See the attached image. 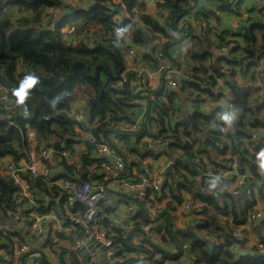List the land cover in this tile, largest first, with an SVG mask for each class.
Returning <instances> with one entry per match:
<instances>
[{"label": "trees", "instance_id": "16d2710c", "mask_svg": "<svg viewBox=\"0 0 264 264\" xmlns=\"http://www.w3.org/2000/svg\"><path fill=\"white\" fill-rule=\"evenodd\" d=\"M93 1V4L86 10L81 7L69 9L66 12L69 13L68 16L63 15L64 18L57 24H51L49 22L50 11L64 9L61 0H0V98L2 95L7 98L6 104L2 103L0 99V159L10 157L15 163L22 159L27 160L28 130L36 134L37 146L35 150L37 152L47 146L53 149L58 164L57 170L48 182L34 178L28 172L19 174L20 181L25 183L34 195L33 202L37 205L35 212L38 215H49L51 212H55V207L62 209L65 204V199L61 197V190L51 182L70 180L74 175H77L78 179L83 182L88 180L95 184H100L104 178H107L109 182L113 181L112 178L104 176L101 171L105 167L112 168L114 171L113 164L108 158H96L94 155V149L100 142H111V137H116L118 143H110L112 152L120 157L124 164L128 165L130 172L132 169H137L140 174H143L144 170L140 167L139 160L149 155L156 157L160 153L168 155L166 148L172 149L173 152L180 153L177 154L178 156L183 155L182 157L185 159L173 158V171L167 175L166 186L170 201L165 204L163 211L155 220L161 221L160 228L165 233L160 239V244L153 243L149 238L140 240L139 245L133 243V237L141 235L140 228L150 223L144 201L132 196H126L127 198L123 200L131 202L135 206L129 231L121 230L113 225L112 220L107 217L113 213L110 208L102 209L95 225L110 231L109 234L117 251V257H125L124 254L137 255L141 257L137 260L153 264L164 263L158 261L159 256L161 260H166L169 264H187L184 262L187 256L192 258V264H264V253L260 254L256 245L250 247L249 251H244L243 242L236 245L231 237L232 228L244 224L256 203L264 204V194H259L257 189L256 194H252L254 188H250L248 195L243 194L245 189L242 187L235 189V191H240L238 195L245 199V204L239 212L230 213L232 219L226 228L220 226L218 220L213 219L212 212L207 208L212 211L216 209L218 213L224 214L226 211L213 202L214 197L206 193H202L203 196L200 197L202 205L199 210L193 212L203 216V220H197L193 228L173 229L170 222L171 214L169 215L175 211V205H181L184 193L190 194V190L197 191L195 184L198 180H201L204 186V174L207 171H212L211 167L205 168L201 159L197 158L195 153L193 154L196 141L189 143L186 140L191 135V131L206 129L212 124L216 126V129L223 125L222 116L217 119L198 110L199 105L203 103L201 96L206 95L215 99L222 97V93L214 94L203 87L202 83L205 78H209V84H213L212 74L216 77H223L225 81L231 76L230 70H233L234 67L248 68L251 61L256 57L263 56L264 46L255 50L253 45L255 42L254 31H262L264 39V23H252L245 35H229L236 39V47L230 50L232 56L217 55L216 65L211 68L209 76L203 78L198 76V72H205L203 66L198 65L191 71V74L179 78V88L162 95L159 92L163 86L156 92L144 86L142 80L139 81L138 87L132 86L134 73L127 71L123 75L124 55L127 47L125 45L123 47L122 37L129 31L131 33L130 42L133 45L152 49L149 54H141V60L146 65L157 68L160 65L158 59L163 60L164 64L169 62L172 65V54L177 46L189 41H192L194 46L192 39L195 40L196 36H193L195 33L191 24L184 23V17L192 14L193 20L199 25L203 23L206 27H210V21L214 15L206 8L198 7L200 0H151L155 3L156 17L147 13L146 3L148 0H122L120 5H114L109 0ZM121 5L125 7L124 12L119 10ZM139 5L141 9L140 12H137L135 8ZM124 13L128 17H121ZM116 16L120 17L119 24L114 21ZM262 16L264 17V14ZM69 23H73L77 27L78 36L88 28H93V33L78 38L73 44L71 40L64 38L61 32L63 26ZM12 24H14V28H11ZM226 36L228 35L225 34L216 39V50L226 45ZM119 44L121 47L118 48ZM150 44L155 46L151 47ZM237 50L242 53L239 57L234 55ZM121 68V76L129 82L126 91L121 90L119 80L115 79ZM27 76L36 77L37 82L34 86H27V81L24 79ZM22 81L30 95L23 104H18V94L23 90ZM225 83L228 87L231 86L226 81ZM85 85L89 88L85 97V124L93 125L90 134L96 140L95 144L85 140V136L80 134L84 132L82 125L74 122L68 115L74 100V90ZM187 91H191V93L186 94ZM137 92L141 95L140 97H137ZM181 97L189 103L196 104L195 107L188 106L189 112L183 114V117L187 118L189 122V125L183 130H179L177 124L173 122L174 116H180L182 113L181 107L178 106ZM137 99L146 102L142 116L136 115L138 106L134 101ZM222 111V108L217 110L219 113ZM243 113L253 114V108H245ZM13 117L15 120H11ZM135 120L138 121V125H141H139V131L143 134L142 137L146 135L150 138L158 137L163 140L161 151L142 148L141 136L120 129L122 126L135 123ZM150 122L154 127L157 126L156 133L152 132L149 126ZM263 127L264 124L259 123L256 128ZM251 129L253 127H250L245 121L235 122L225 140L231 141V144H225L218 130L209 134V140L212 145H217L220 149L226 150V147H229L231 151L229 162H232V159H240L237 152L239 150L245 159L252 158L253 162L256 161L257 154L264 149L257 146L252 153L248 152L243 140L248 137ZM52 135H57L60 138L55 144L51 140ZM77 144L83 145L85 153L82 154L77 165H68L63 160L61 153L63 151L71 152ZM194 157L195 164L192 163ZM210 161L211 159H209ZM210 166L213 165L210 164ZM91 167L95 170L94 174H90L89 168ZM97 169L100 170L97 171ZM59 171H61L60 174ZM181 172L197 179L196 182L194 179L195 184L191 180L192 178L188 180L181 176ZM128 176L132 177V173ZM260 176H264V171ZM241 190L243 191L241 192ZM20 191L19 184L15 183L10 176L2 175L0 172V222L10 225L9 230H0V264H12L4 260L2 255L8 249L14 251L25 240V236L22 237L16 230V223L13 219L15 214H18L19 217L20 211L24 207L23 204L29 202L28 199L19 196ZM149 193L150 191L146 189V194ZM259 195L262 201L258 200ZM19 198L23 201H20ZM70 206L72 214L83 211L82 205L78 202ZM65 215L63 213L59 218L63 219ZM256 225H252L253 232ZM75 233L79 238L85 236L81 229H77ZM212 233L220 234L216 236L217 239L221 238V233H223V241L216 245L215 235ZM255 234L259 235V233ZM14 239L17 240V247L13 242ZM258 243L264 246V233L258 238ZM2 244L8 245V248ZM173 244L176 246L175 251L166 248L167 245ZM46 245L50 249L55 246L50 241ZM33 251L34 248L27 254L18 256L17 263L19 264L25 256ZM60 251L65 252L63 248H60ZM70 257L71 264H80L77 255L71 253ZM133 262L135 261L128 259L122 264H132ZM42 264L49 263L42 260Z\"/></svg>", "mask_w": 264, "mask_h": 264}, {"label": "built area", "instance_id": "2783aa9c", "mask_svg": "<svg viewBox=\"0 0 264 264\" xmlns=\"http://www.w3.org/2000/svg\"><path fill=\"white\" fill-rule=\"evenodd\" d=\"M80 2V0H70L69 2ZM113 1V0H110ZM147 5H149L152 8V11L148 14H150L153 17H156L157 14L155 12V3L151 0H148L146 3V9ZM123 8V12L125 11V7L121 5ZM260 9H264V4L261 5ZM67 9H53L50 11L51 15L50 17L52 19L59 16L61 13H64V16H67L69 13H66ZM261 14H264V10L261 11ZM161 20V19H159ZM184 23L188 24H195L196 28L200 32H203L207 37H210L212 40L211 44V50L216 53L219 56H232L230 53V50L232 48L236 47L235 44V38L230 37L229 35L235 34L234 32H222L220 30H217L213 27H206L203 23L199 25L198 22H195L193 20L192 14H189L184 17ZM114 21L116 24L120 23V17L116 16L114 18ZM192 27H194L192 25ZM76 26L73 23H69L63 26L61 29V32L64 35V38L71 40L73 44L76 42L78 38L86 37L93 33V28H88L82 31V34L80 36L77 35ZM232 28H237V23L234 22L232 24ZM225 34L228 36L225 37V43L226 45L221 46L219 49L216 50V39L218 37H223ZM130 38V37H129ZM184 43L183 45H185ZM181 45V46H183ZM155 46V45H154ZM153 46V47H154ZM179 46V47H181ZM150 47H141V46H135L131 43L127 47V55L125 56V60L128 64V71L134 73L133 79H132V86H139V81L142 80V73L143 71H136L134 69L135 63L141 61V54L146 52H151ZM182 50V49H181ZM240 51L237 50L235 52V56ZM183 52L178 49V47L174 50L172 54V60L173 63L178 62L181 58ZM160 63H163L164 61L161 59H158ZM164 66V63H163ZM159 69V66L157 67ZM260 74H258L256 78V83L258 86H261L264 88V62L261 65ZM223 74L225 72L223 71ZM226 73V77H227ZM174 79L169 80L161 89L159 93H162L164 95L165 93L176 90L179 88V78L183 77V75L175 71L174 73ZM211 80H213V84H209L210 79L205 78L204 82L202 83V86L210 90L212 93H222V97L219 99L215 98H209L205 95L203 100V108L206 107H212L214 105L219 104L220 100L225 98V92L228 89L227 84L225 83L223 77H216L215 75H211ZM252 78L249 79L251 81ZM248 81V80H247ZM82 91V96H78L75 94L74 91V100L70 106L68 115L69 117L74 121L82 125V128L84 129L85 134V140L88 141L91 144H95L96 140L91 136L90 130L92 129L93 125L85 124L86 120V106H85V97L86 93L89 91V88L87 85L81 86V88H78ZM138 89V88H137ZM136 89V90H137ZM136 92V91H135ZM2 97L7 100L5 95H2ZM2 99V98H0ZM138 101V99H137ZM243 98L242 96H238L236 94H229L228 99L224 101V104L222 107L223 111L221 113L218 112V116H222L225 113L231 114V120L230 121H223L222 127H219L216 129L215 125H209L206 128V131L208 134H210L213 131L218 130V132L222 135L221 138L226 140L227 133L232 129L233 123H234V115L235 110L238 107H244L242 106ZM4 103H7V101H4ZM139 103V101H138ZM137 104V103H135ZM243 104H248V102H245ZM138 105V104H137ZM189 107H195L196 104L189 103ZM206 110V108H204ZM218 110V109H217ZM141 112V113H140ZM144 112V108H141L139 112L136 113V115L142 116ZM135 115V116H136ZM173 121L177 124V127L179 130H183L189 125L188 119L185 117H180L175 115L173 118ZM140 125V124H139ZM139 125L138 121L135 120V123L122 126L120 129L125 132L135 133L138 136H141L142 138V148H145L146 150L151 151H161V148L163 146V140L156 137V138H150L145 137L143 138L141 134V131H139ZM141 126V125H140ZM264 130V127L261 129H251V134L248 135L246 139H244L245 147L247 148L248 152H253V149L258 146L256 142V137L253 136V132L255 131H262ZM201 132L200 131H191V135L188 137V142L192 143L193 141H196ZM27 138L29 143V151H28V158L27 160H20L18 163H15L10 157H4L0 159V172L2 175L10 176L15 183L19 184L20 186V194L24 198H27L33 206L31 207V210L28 214V234L25 235V240L22 244H20L18 247L16 246V239H14L15 246V252H17L18 256L27 254L30 252L35 245L42 240V238H45L49 236L48 230H47V215H38L35 210L37 208V205L34 204L33 193L29 190V187L20 181L19 174L28 172L32 177L38 178L44 182H48L55 171L57 170V158L54 156L53 149L49 146L42 148L40 152H37L35 150L37 146V137L36 134L28 130L27 132ZM31 141L33 142V146H35L33 149L35 151L32 152ZM110 141L114 144L118 143V139L116 137H111ZM109 141H102L98 145H96L94 149V155L96 158H110L115 170L114 176L118 179H115V181H112L111 183H108L107 178H104L100 184L92 183L91 181H81L78 179L77 175L72 176V179L70 180H56L54 182H51L52 185L58 186L59 189L62 192V198L65 199V206H70L71 204H74L75 202H78L82 205L83 211L81 212H75L72 214V212L68 211L65 214V218L57 219V223L60 227L59 230H64L67 232H71V243L70 246L66 247L62 244L59 245V241L56 239H51L50 242L55 244L53 249H48L49 252H51L54 255H60V263L62 264H71V253L78 256L79 263L84 264L82 256H81V249L90 241L96 242L99 246H104L106 248V251L104 253L103 260L101 261L99 255L96 251L93 253H90L88 256V262L89 264H122L126 260H134L132 264H153L144 260H137L141 259L140 256L137 255H128L124 254L125 257H117V251L114 248L113 240L111 239V235L109 234L110 231L100 227L96 226L95 223L98 220L99 215L102 212V209L107 208H114L111 209L113 211V214H109L112 218V223L114 226L119 227L121 230L129 231L131 229V218L132 214L135 210V206L131 202H124L123 200L129 196H132L133 198H137L138 200L145 202V209L150 217L149 224L144 225L140 228V237H133V243L136 245L140 244V240H144L145 238H149L153 243L160 244V237L164 236V230L160 227L162 226L161 221H155L157 216L161 214L164 208L165 202L168 200L169 194H168V188L166 186L167 183V175L163 173V171H151L149 166L146 165V160H155L157 157L161 156V153L158 154L156 157L147 156L146 158H143L139 160L140 167L143 168L144 173L140 174L139 171L137 172L132 169L131 172L129 170V167L127 164H124L120 157H117L110 148ZM264 152V151H261ZM259 152L256 156V170L259 175H261L264 171V166L261 165L260 161V153ZM85 153V148L81 144H77L73 147L71 152L63 151L61 153V156L63 160L68 165H77L80 157L82 154ZM48 155L51 156V159L53 163H49ZM164 157V156H163ZM78 168V167H77ZM90 174H94L95 170L94 168H89ZM130 173H132V177L128 176ZM205 176V181L207 183V188L211 190L213 193H217L221 187L222 183L226 182V184L232 185L233 189H240L242 185L244 184V178L239 173V166L236 164V161L234 160L231 165H229L228 169H225V172L222 171L221 174L215 175V173H211L210 171H207ZM217 179V181H216ZM212 182V183H211ZM216 184H214V183ZM201 183V180L198 182ZM146 189L150 191L149 194H146ZM243 190H241L242 192ZM112 194L114 196H117L119 198V202L115 203L114 207L112 205L113 199L111 196L109 197V194ZM250 193L247 189L243 191V194ZM252 194H256V188H254L251 192ZM163 196H162V195ZM127 196V197H126ZM124 202V203H123ZM201 201L198 196H193V199H190L189 201H185V199L182 201L179 211H180V217H178V221L174 215L170 216V222L173 225V229L182 230L185 228H188L192 226L197 220L203 219V216L194 214V211L199 210L201 207ZM264 217V204L261 202H257L254 208L252 209L251 213L247 216L245 222L243 225L232 228L231 230V237L234 240H239L240 242H243L244 246H248L249 248L256 245L257 250L260 254L264 253V246L263 244L258 243V238L262 236V234L256 235L252 231V225L257 224L261 221V219ZM16 226L18 224H21V217L19 214H15L13 217ZM13 228V226H11ZM10 225L7 223L3 224L0 222V230H9ZM81 229L84 231L85 236L83 238H79L76 235V230ZM16 230L18 231V228L16 227ZM253 233V234H252ZM153 234L160 236L158 241H153ZM253 241V243H252ZM94 246L97 248V246ZM60 248H63L65 252L60 251ZM166 248H169L173 251H175L176 246L173 245H167ZM185 249V246L183 247ZM235 250V249H234ZM39 255V254H38ZM59 263V264H60ZM166 264V263H163ZM168 264V263H167Z\"/></svg>", "mask_w": 264, "mask_h": 264}, {"label": "crops", "instance_id": "0c3cea01", "mask_svg": "<svg viewBox=\"0 0 264 264\" xmlns=\"http://www.w3.org/2000/svg\"><path fill=\"white\" fill-rule=\"evenodd\" d=\"M70 0H61L62 4L64 5V9H78L77 5L74 6L72 3H67ZM93 0H88V1H81L83 6L81 9L86 10L90 5L93 4ZM120 4V3H118ZM264 4V0H200L198 7H204L208 11H210L214 17H212L211 22V27L216 28L217 30L224 31V32H234L235 34L245 35L247 34V31L249 30V26L252 23L255 22H262L264 23V17L262 16L260 12V7L261 5ZM64 13H61L59 16L56 18L52 19L49 18L51 24H57L61 19L64 18ZM128 17L127 14L124 13L121 17ZM62 17V18H61ZM121 22V21H120ZM236 22L237 23V28H232V24ZM194 27H192L193 31L195 34L196 38L194 41V46L192 41L186 42L185 45L178 47L181 52H183L182 58L178 61L173 63L172 65L167 62L164 64L165 71H161V64L159 65V72H156L153 76L152 79H149L147 82V87L151 91H158L160 87L164 86L169 80L174 79V73L175 71L180 72L182 75H189L191 74V71H193L198 65H202L204 68L205 72H198L197 75L200 77H207L210 75L211 68L216 65L215 63L217 62L216 59L218 58L217 54L214 53L211 50V44L212 40L210 37H207L205 34H202L198 29H195L196 25L192 24ZM198 28V27H196ZM239 36V37H240ZM254 36H255V42L253 45V48L255 50H259L261 47L264 46V39H263V32L262 31H254ZM124 45L128 47L131 45L130 38L128 43L123 42V47ZM176 47V48H177ZM175 48V49H176ZM182 49V50H181ZM150 52H146L145 54H149ZM242 53L239 52L237 54V57H239ZM125 58V56H124ZM126 62V60L124 59ZM264 62V55L261 57H256L255 60L251 61V65H248V68L245 67H234L233 70L231 69V76L225 81L230 84L231 86L228 87L227 91L225 92V98L221 99L219 104L214 105L212 107H206V110L203 108V104H200L198 107V110L201 112H204L206 114H210L211 116H214L215 118H219L217 109L218 107H222L224 104V101L228 99L229 94H236L238 96H242L243 100L242 101V106L244 107H238L235 110V115H234V123L235 122H247L250 127H253V129H256V127L259 126V123L264 124V88L261 86H258L256 83V78L258 74H260V69L261 65ZM127 63V62H126ZM248 64V63H247ZM151 66V65H150ZM146 65L144 62L141 63V69L142 71L146 69H156L153 67H150ZM128 71V67L124 68L123 75L126 74ZM251 81H249V79ZM248 80V81H247ZM191 93V91H187L186 94ZM141 96V95H140ZM205 96H201V100H204ZM140 105L138 104V109L136 110L137 112L140 111L141 108L145 109V101L144 100H138ZM245 102H248V104H243ZM178 106L181 107V115L180 117H183V114H185L188 110V101L181 97L178 101ZM245 108H253V114H247L243 113ZM189 112V111H188ZM189 114V113H188ZM174 122V121H173ZM175 123V122H174ZM149 126L151 127L152 132L156 133L157 126H153V123L150 122ZM246 131V130H245ZM200 136L196 140V144L194 145L193 148V154L195 153V156L204 163L205 168H212L211 173H215V175H219L223 172H225V169H228L229 165H231L234 161L232 159V162H229L230 160V149L229 147H226L227 149H220L217 145H212L209 140V134L206 131V129L201 128L200 129ZM82 136H85L84 133H80ZM251 134V131H250ZM177 136V134H176ZM253 136L256 137V142L258 146H260L261 149H264V130L262 131H255L253 132ZM147 138L146 135H144L143 138ZM221 142H224L223 140H220ZM242 141V139H241ZM239 142V141H238ZM237 142V143H238ZM231 144V141H225V144ZM142 144V142H141ZM175 151V150H174ZM224 153H221V152ZM240 151V150H239ZM166 152L168 155L161 154V156L157 157L155 160H146V165L149 166L150 170L155 172V171H163L165 175H168L171 173L172 166H173V158H177L180 160L185 159L182 156H178L177 154H180L179 152L176 153L173 152L172 149L166 148ZM174 153V154H173ZM224 154V155H223ZM164 156V157H163ZM194 156V155H193ZM110 162L112 163L111 159L108 158ZM209 159L211 161L209 162ZM239 159V158H238ZM236 164L239 166V173L244 178V184L242 185L243 189L249 190L250 188H256L258 190V193H263L264 194V176H260L257 173L256 170V164L255 161L252 162V158H247L246 160H235ZM195 162V157L192 161L193 164ZM212 164L213 166H210ZM100 169H97V171ZM137 172V169H134ZM104 174V176L112 178L113 181H115L116 177L114 176L115 170L113 171L112 168L105 167L104 170H101ZM61 171L58 173L60 174ZM181 176L186 177L188 180L191 179L194 182L193 177H189L187 173L181 172ZM181 180V179H180ZM197 179H195L196 182ZM217 181V179H216ZM194 182V184H195ZM199 180L195 184V190L193 191L190 190L189 193H184L183 194V200L189 201L193 196H198L199 198L202 195V193L210 194V196L214 197L213 202L217 204L218 206L220 205V208L222 210H225L226 213H218L216 209L210 210L209 208L208 211L212 212L213 219L218 220L219 225L226 228L227 224H230L232 217L230 216V213L234 212H239L240 208H242L245 204V199L242 198L239 194L240 191L233 189L232 185L226 184V182H223L221 189L217 193L211 192L210 189L207 188L206 181L204 180V186L202 185V181L199 187ZM108 183H111L108 181ZM212 183V182H211ZM214 183V182H213ZM193 184V185H194ZM216 184V183H214ZM238 191V192H237ZM188 192V191H187ZM245 195H248V193H245ZM23 199V196L21 194L19 195ZM113 199L112 205L114 207L115 203L119 202V198L117 196L112 195L111 193L109 194V197ZM19 198L20 201H23V199ZM170 201V198L168 197V200L165 202ZM49 203V202H46ZM164 204V206H165ZM23 209L20 211V217H21V224H18L16 227L18 228V233L23 237L28 234V215L31 207L33 204L29 202H25L23 204ZM55 207V206H54ZM175 213H169V215L174 213L173 217L175 216L177 221L178 217H180V211L179 205H175ZM72 209L71 206H65V204L62 206V209H57L55 207V212L50 213L49 215L46 216L47 219V230L49 233V236L42 238L34 247V251L29 253L27 256H25L24 259L21 260L19 264H42V260L45 262H48L49 264H59L60 263V255H54L51 252L48 251L49 247L47 244L48 241H51V239H56L59 241V245L62 244L64 246H70L71 241V232H67L64 230H59L60 227L57 223V219L59 218L60 215L63 213H66ZM113 209L114 208H110ZM29 210V212H28ZM28 212V213H27ZM113 214V213H112ZM111 214V215H112ZM109 216L111 219L112 216ZM203 220V219H201ZM259 223V224H258ZM257 225L254 227L255 233L263 234L264 233V217L260 222H258ZM195 223L188 227L193 228ZM228 231V230H227ZM213 234V233H212ZM219 233L213 234L215 235V244L217 245L219 242L223 241V233L221 238L217 239V235ZM253 234V233H252ZM220 235V234H219ZM160 236L153 234V241H158ZM178 238L180 236L177 235ZM161 238V237H160ZM14 242V241H13ZM253 243V241H252ZM4 247L8 248V245L2 244ZM249 251V247L245 246L244 251ZM39 254V255H38ZM8 262H11L12 264H18L17 263V258L18 254L17 252L11 251L8 249L5 251V253L2 255ZM184 260V258H181ZM11 260V261H10ZM158 261L168 263L166 260H161V257H158ZM192 258H189L188 256L185 257L184 262L187 264H192ZM169 264V263H168Z\"/></svg>", "mask_w": 264, "mask_h": 264}, {"label": "rangeland", "instance_id": "374dc122", "mask_svg": "<svg viewBox=\"0 0 264 264\" xmlns=\"http://www.w3.org/2000/svg\"><path fill=\"white\" fill-rule=\"evenodd\" d=\"M109 2L110 3H112V4H114V5H118V3H122V0H113V1H110L109 0ZM67 3H71V2H67ZM72 4H74V6L75 5H77V7H79V6H83V4L82 3H79L78 1L75 3V2H73ZM119 4V5H120ZM79 5V6H78ZM135 8V7H134ZM140 9H141V6L139 5L138 7H136L135 8V10L137 11V12H140ZM147 11L150 13L151 11H152V8L149 6V5H147ZM121 21V20H120ZM9 26V25H8ZM12 27L11 28H14V24H12L11 25ZM130 32L128 31L127 33H125L124 34V36L122 37L123 39V42L124 43H128V41H129V37H130ZM149 46H153V44H150ZM119 47H121V45L119 44L118 45V48ZM127 55V52L125 53V55L124 56H126ZM143 61L141 60V61H139V62H136L135 63V66H134V69L136 70V71H141L142 69H141V63H142ZM124 67H128V64L124 61ZM161 71H165V67L161 64ZM152 72L151 73H149L148 72V69H146V70H144L143 72L144 73H146V75H147V82L149 81V79H152V76L156 73V72H159V69L158 68H156V69H150ZM142 81H143V79H142ZM75 94L76 95H78V96H82V91L81 90H79L78 88H76L75 90ZM2 99H1V102L2 103H4V101H6L3 97H1ZM134 103H137V104H139L138 103V101L137 100H135L134 101ZM6 104V103H5ZM145 110V109H144ZM51 140L53 141V143L55 144V143H57L59 140H60V138L57 136V135H52V137H51ZM31 145L32 146H30L31 148H32V152H34L35 153V151H34V147L35 146H33V142L31 141ZM36 154V153H35ZM48 158H50L48 161H49V163H53V161H52V159H51V156H49L48 155ZM258 200L259 201H262V199H261V197H260V195H259V198H258ZM245 247V246H244ZM11 261V260H10Z\"/></svg>", "mask_w": 264, "mask_h": 264}, {"label": "water", "instance_id": "95a60500", "mask_svg": "<svg viewBox=\"0 0 264 264\" xmlns=\"http://www.w3.org/2000/svg\"><path fill=\"white\" fill-rule=\"evenodd\" d=\"M119 10L122 11L123 8L120 7ZM121 72H122V68L119 70V72H118V74L116 75L115 79L119 80V82H120V84H121V85H120L121 90H122V91H126V90L128 89V87H129V82L123 79V77L121 76ZM148 72L151 73L152 71H151L150 69H148ZM142 79H143V84H144V86H147V75H146V73H144V72L142 73ZM136 94H137V97H140L139 92H137ZM4 120L6 121V119H4ZM11 120H15V117L11 118ZM237 152H238V154H239V156H240V160H241V159H242V160H246V159L242 156V154H241L240 151H237ZM28 225H29V223L26 224V226H28ZM233 241H234V243H235L236 245H239V244H240V241H239V240H234V239H233ZM96 245H98L96 242H94V241H90L89 243H87V244L81 249V256H82V259H83L84 264H89V262H88V256H89L90 253H93L94 251L97 252V254L99 255L101 261L103 260V257H104V253H105V251H106V248H105L104 246H101V245H100V246L98 245L97 248H95L94 246H96ZM210 245H211V243H210Z\"/></svg>", "mask_w": 264, "mask_h": 264}, {"label": "clouds", "instance_id": "9594fccd", "mask_svg": "<svg viewBox=\"0 0 264 264\" xmlns=\"http://www.w3.org/2000/svg\"><path fill=\"white\" fill-rule=\"evenodd\" d=\"M24 79H25V81H27V86H34L37 82L36 77H33V76H27ZM21 87L23 90L21 92H19V94H18V99H17L18 104H23L25 99L30 95L29 91L27 90V87L24 86L23 81L21 82ZM231 118H232L231 114H229V113H225L221 117V119H223L225 121H230ZM259 155H260L261 165L264 166V152H261Z\"/></svg>", "mask_w": 264, "mask_h": 264}]
</instances>
